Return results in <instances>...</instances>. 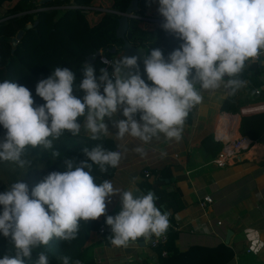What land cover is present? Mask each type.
<instances>
[{
    "label": "clouds",
    "instance_id": "1",
    "mask_svg": "<svg viewBox=\"0 0 264 264\" xmlns=\"http://www.w3.org/2000/svg\"><path fill=\"white\" fill-rule=\"evenodd\" d=\"M158 5L164 18L161 27L181 44L167 59L159 48L145 58L151 84L140 74L139 57L126 55L105 59L99 76L94 66L85 65L78 84L72 69L55 67L36 86V95L45 101L40 105L28 87L8 79L0 82V125L6 130L0 138V161L29 166L31 161L24 158L29 147L53 149L65 132L78 136L83 130L91 140H101L109 134L106 118L121 140L130 136L150 144L163 136L179 142L187 117L203 101L202 91L223 86L235 93L246 86L240 78L246 63L264 57V0H158ZM121 110L126 119H115ZM136 151L146 155L143 147ZM83 152L87 159L65 158V170L52 171L31 192L18 180L0 193V234L10 243L0 264H28L35 249L53 239H76L81 222L102 215L111 226L114 247L127 248L166 233L169 214L157 206L152 192L134 196L136 187L117 189L107 179L97 183L92 175L94 165L101 173L117 168L119 150L98 143ZM52 157L58 158L59 152L53 150ZM115 194H121L122 209L107 215ZM59 259L62 264H80L68 256ZM35 264H50L49 256L40 251Z\"/></svg>",
    "mask_w": 264,
    "mask_h": 264
},
{
    "label": "trees",
    "instance_id": "2",
    "mask_svg": "<svg viewBox=\"0 0 264 264\" xmlns=\"http://www.w3.org/2000/svg\"><path fill=\"white\" fill-rule=\"evenodd\" d=\"M129 10L131 0H48L43 3L40 0H0V8H5V17L0 15V82L5 79L13 80L24 85L32 92L36 105L45 101L36 95V86L41 79L49 77L57 66L68 67L76 74V83L83 79L84 66L91 64L99 76L100 69L105 64L100 60V55L114 59L118 46L123 42L116 35L118 17ZM140 7L135 14L139 16L129 19L127 40L134 46H143L148 49L159 48L165 58L178 48L181 41L173 34L166 32L161 24L164 18L158 11V0H139ZM61 5V7H59ZM30 24V25H28ZM22 35L15 43L12 37L19 30ZM115 47V51L112 48ZM100 50V54L86 61L88 55ZM241 79L245 80L240 76ZM199 87V86H197ZM74 94L83 97L82 91L74 90ZM240 102L237 93L230 92V96L222 106L226 112H236ZM191 118V115L189 116ZM82 122V118H81ZM240 132L251 139L264 142V112H255L244 115ZM110 150H116V143L111 136H103L101 140L93 141L90 134L81 131L78 136H72L65 132L58 140L53 142V149L29 147L24 158L31 161L27 171H39L47 176L52 171H64L62 167L65 158L76 161L87 159L83 152L85 147H93L96 144ZM214 144V145H213ZM203 145L212 151L215 157L223 148V143L218 141L214 134H209L203 139ZM59 152L58 158L52 157V151ZM57 167H60L57 168ZM115 168H110L108 173H101L94 165L92 175L97 183L109 180ZM154 174H161L156 182H150L143 171L139 186L145 190H154L158 196L156 204L161 207L167 203L173 213L169 214L172 226L168 231L169 240L159 246H155L159 260L155 263L146 261L145 264H230L236 258L235 244L227 243L217 245L192 244L186 250L177 248L178 232L174 228L176 214L183 208L182 193L164 186L172 176V171L164 167L161 171L153 170ZM12 176L11 179H13ZM37 178H39L36 175ZM9 187L13 184L7 182ZM38 182L29 186V191ZM1 188V187H0ZM1 193V191H0ZM119 213V208L114 206L107 208V215ZM100 224L106 225L101 233L102 240L111 244V226L106 224V216L90 221L87 224L81 222L78 237L72 241L53 239L48 246H41L33 252L32 260L28 264H35L40 251L49 256L50 264H62L59 259L64 256L71 258L72 262L82 261L83 264H94L92 259L84 258L85 242L91 230H97ZM10 250L9 238L0 234V258L8 254ZM241 256V255H240ZM241 264L250 260L252 264L258 262L252 254H243Z\"/></svg>",
    "mask_w": 264,
    "mask_h": 264
},
{
    "label": "crops",
    "instance_id": "3",
    "mask_svg": "<svg viewBox=\"0 0 264 264\" xmlns=\"http://www.w3.org/2000/svg\"><path fill=\"white\" fill-rule=\"evenodd\" d=\"M4 14L5 8L1 7L0 15L5 17ZM116 57L117 55L113 60ZM241 77L247 84L236 91L240 102L238 110L230 112L236 114L242 123L244 115L264 112V57L248 61ZM151 83L150 81L149 84ZM230 92L231 89L223 86L213 91H202L203 101L190 112L191 118L187 117L179 142L168 141L163 136L154 138L150 144H143L130 136L121 140L116 136L118 129L113 126L112 120L106 118L109 129L107 136L114 139L116 150L122 153L120 164L109 180L117 189L136 187L135 196L136 190L141 188L139 181L146 168L153 172L168 167L172 176L164 186L182 193L185 203V208L176 214L174 227L179 234L176 241L178 249L186 250L192 244H235L237 254L230 264H241V256L246 253L254 255L256 261L264 262V142L255 140L250 150L223 168L213 162L214 156L208 149L213 146L205 148L203 145V139L207 135L215 136V131L221 124V115L230 113L222 110ZM136 118L139 120V114ZM115 119H126L122 110ZM215 138L217 139L216 136ZM137 147H143L146 155H140L136 151ZM156 176L153 173L151 177H147L153 183L158 180ZM134 178H137L135 184ZM209 194L214 199L206 212L199 203ZM162 205L165 211L162 207L159 208L164 212H174L169 204ZM114 206L121 211V194L111 196L107 208ZM169 220L172 226L170 217ZM84 258L92 259L94 264H128V258L129 264H145L146 261L155 263L159 260L149 239H140L127 248L114 247L104 243L98 229L91 230L88 235ZM79 262L83 264L82 261ZM246 264L252 263L249 260Z\"/></svg>",
    "mask_w": 264,
    "mask_h": 264
},
{
    "label": "built area",
    "instance_id": "4",
    "mask_svg": "<svg viewBox=\"0 0 264 264\" xmlns=\"http://www.w3.org/2000/svg\"><path fill=\"white\" fill-rule=\"evenodd\" d=\"M139 16L135 14L133 17ZM262 57L258 58L261 59ZM105 59L111 61L113 60L110 57H107L104 54L100 55V60L103 62ZM106 66V65H105ZM109 68V72L111 73V66H107ZM194 109V108H193ZM192 109V110H193ZM221 124L218 129L215 131V136L217 139L223 142V148L214 158L213 162L220 168L231 165L232 162L236 161L237 158L241 157L246 151L250 150L254 144L255 139H251L249 136L243 135L240 132L241 129V120L236 114L224 113L221 115ZM145 173L148 177H151L153 173L150 169L146 168ZM161 174H157V178L160 177ZM214 196L209 194L205 196L204 199L199 203L201 208L207 212L210 203L213 202ZM106 225L100 224L98 227L99 233H102L106 229ZM153 247L159 246L163 243H167L169 240L168 231L166 233L157 238L153 236L152 238Z\"/></svg>",
    "mask_w": 264,
    "mask_h": 264
},
{
    "label": "water",
    "instance_id": "5",
    "mask_svg": "<svg viewBox=\"0 0 264 264\" xmlns=\"http://www.w3.org/2000/svg\"><path fill=\"white\" fill-rule=\"evenodd\" d=\"M45 1H48V0H40L41 3L45 2ZM138 1L139 0H131V6H130L129 10L125 14L121 13L120 16L118 17V24L116 26V35H117V37L122 38L123 42L118 46L117 53H116V55H117L116 59H118L119 57L124 55V50H125L126 56H138L139 57L138 64H139L140 74L142 75V78H144L146 80L147 83H150V81L147 80L146 73L144 72V67H145L144 66V60L149 55L148 49H146L143 46H134L126 38L128 28H129V26H128L129 19L135 15L136 10L140 7V3H138ZM28 25H30V24H28ZM123 26H124V37H123ZM22 32H23V30L21 29L16 33V35L14 37H12V41L14 43L16 41H18V39L22 35ZM112 50L115 51V47H113ZM99 54H100V50L95 51L91 55L87 56L86 61H90L92 59V57H96ZM127 71L128 70L125 69V72H127ZM147 192H149V191H146L145 189L139 188L138 190H136L135 196L147 194ZM150 192H152L154 194V198H155V200H157L158 198H157L155 191L150 190ZM161 207L163 209V205ZM170 227H171V223H169V227H168L167 231L170 230ZM149 240H150V242H152V239H149Z\"/></svg>",
    "mask_w": 264,
    "mask_h": 264
},
{
    "label": "rangeland",
    "instance_id": "6",
    "mask_svg": "<svg viewBox=\"0 0 264 264\" xmlns=\"http://www.w3.org/2000/svg\"><path fill=\"white\" fill-rule=\"evenodd\" d=\"M5 129L0 125V138H3L5 135ZM60 169V167H57ZM40 170L30 172L27 171V167L20 168L18 165L12 162L0 161V191L3 193L9 187L7 182H16L18 180L26 182L28 186L32 185L33 182L40 183L46 176L43 173H39ZM36 175L39 177L37 178ZM13 177V179H11ZM2 205H0V211H2Z\"/></svg>",
    "mask_w": 264,
    "mask_h": 264
}]
</instances>
